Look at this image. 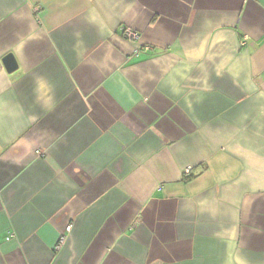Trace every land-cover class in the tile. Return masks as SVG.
I'll return each instance as SVG.
<instances>
[{"label": "crops", "instance_id": "0c3cea01", "mask_svg": "<svg viewBox=\"0 0 264 264\" xmlns=\"http://www.w3.org/2000/svg\"><path fill=\"white\" fill-rule=\"evenodd\" d=\"M8 54L0 264H264V0H0Z\"/></svg>", "mask_w": 264, "mask_h": 264}, {"label": "built area", "instance_id": "2783aa9c", "mask_svg": "<svg viewBox=\"0 0 264 264\" xmlns=\"http://www.w3.org/2000/svg\"><path fill=\"white\" fill-rule=\"evenodd\" d=\"M125 37L129 40H132V41H135V40H138L139 39V34L131 29H128L126 32H125ZM4 66L2 64V62H0V71L1 70H4ZM39 157H43V152L41 151H37L36 153ZM191 172H192V169L191 168H187L185 170V173H184V176L185 178H188L191 176ZM72 230V226H68L67 229H66V233L63 234L60 238H59V241H58V244L56 245V248L55 250L56 251H59L61 250L64 245L66 244L67 242V239H68V233H70Z\"/></svg>", "mask_w": 264, "mask_h": 264}, {"label": "water", "instance_id": "95a60500", "mask_svg": "<svg viewBox=\"0 0 264 264\" xmlns=\"http://www.w3.org/2000/svg\"><path fill=\"white\" fill-rule=\"evenodd\" d=\"M2 64L4 68L7 70V72L12 73L17 70L18 64L16 62V59L12 54H8L4 56L2 59Z\"/></svg>", "mask_w": 264, "mask_h": 264}, {"label": "trees", "instance_id": "16d2710c", "mask_svg": "<svg viewBox=\"0 0 264 264\" xmlns=\"http://www.w3.org/2000/svg\"><path fill=\"white\" fill-rule=\"evenodd\" d=\"M192 177H193V176H192ZM192 177L190 176V177H188L186 180L188 181V180H190Z\"/></svg>", "mask_w": 264, "mask_h": 264}, {"label": "rangeland", "instance_id": "374dc122", "mask_svg": "<svg viewBox=\"0 0 264 264\" xmlns=\"http://www.w3.org/2000/svg\"><path fill=\"white\" fill-rule=\"evenodd\" d=\"M67 240H68V239H67ZM66 243H67V242H66ZM65 245H66V244H65ZM65 245H64V246H65Z\"/></svg>", "mask_w": 264, "mask_h": 264}]
</instances>
